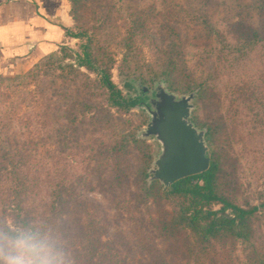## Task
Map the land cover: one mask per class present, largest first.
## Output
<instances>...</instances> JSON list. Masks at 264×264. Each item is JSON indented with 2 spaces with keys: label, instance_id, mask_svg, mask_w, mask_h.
I'll list each match as a JSON object with an SVG mask.
<instances>
[{
  "label": "rangeland",
  "instance_id": "1",
  "mask_svg": "<svg viewBox=\"0 0 264 264\" xmlns=\"http://www.w3.org/2000/svg\"><path fill=\"white\" fill-rule=\"evenodd\" d=\"M67 3L72 20L67 41L53 54L36 59L27 70L0 76V114H5L0 127L4 123L10 125L9 130H5L6 126L0 128V158L13 146V138L30 140L35 145L23 155H32L35 166L23 170L28 174L26 180L36 175L42 180L37 198L18 193L14 199L7 197L0 204V231L4 223L16 228L15 222L22 217L39 218L38 225L47 226L43 218L52 216L49 214L52 207L44 210L36 202L49 200L50 188L65 182L63 177L75 181L78 176H86L93 187L77 185L76 189L79 198L87 201L89 211L94 209L102 216L104 210L112 220L110 224L115 220L126 233L143 227L151 232L152 255L142 251L135 258L140 260L131 264H264V0H77L75 5L73 0H67ZM140 23L146 35L141 61L152 68L139 64L140 69L133 74L122 63L125 53L122 38L128 31H140ZM173 25L183 40L174 49L179 50L178 63L186 71L176 72L171 75L173 81L165 82L178 94L197 91L192 120L207 129L206 143L217 166L220 195L245 209L258 207L249 226L240 228L243 237L231 234L224 240L215 239L212 242L215 249L204 252L205 260L195 263L181 259L177 245L171 250L166 245L163 254L157 252L161 248V234L169 232L156 229L157 224L167 220L185 225L177 217L181 205L184 206L181 199L161 198L157 190L156 193L145 190L146 183L152 182L148 171L153 167L157 144L152 139H143L141 144H130L127 151L123 150L126 139L138 137L147 124L148 116L142 110L145 104L138 103L125 111L109 103L104 94L99 95L96 74L78 65L82 46L88 43V37L95 35L94 43L100 41L98 46L110 47L111 79L116 88L125 99L134 97L138 90L131 81L152 88L155 81L163 79L156 75L161 70L156 65L159 56L148 42L151 43L149 37H154L158 46L171 51L172 46L167 44H177L171 37ZM135 59H130L131 69ZM201 81L206 82L205 88L198 93L196 83ZM245 81L253 82L256 90ZM96 110L102 112V123H95ZM73 115L77 123L71 125L66 119ZM115 141L123 146L120 152L123 175L131 176L124 190L114 189L111 171L99 165L108 162L105 148ZM69 162L72 167L67 166ZM97 167L98 172H94ZM139 169L143 174L147 172L146 179L143 174L139 179ZM139 180L143 189L138 190L134 182ZM221 207L218 202L212 205L214 210ZM113 231L112 227L104 228V239ZM184 233L192 235L187 228ZM221 247L226 249L223 256L216 250ZM19 254L8 238L0 239V264H8L10 258ZM215 254L218 256L214 259Z\"/></svg>",
  "mask_w": 264,
  "mask_h": 264
},
{
  "label": "trees",
  "instance_id": "2",
  "mask_svg": "<svg viewBox=\"0 0 264 264\" xmlns=\"http://www.w3.org/2000/svg\"><path fill=\"white\" fill-rule=\"evenodd\" d=\"M76 1L77 0H73L74 5ZM140 26L142 27L140 31H128L126 36L122 38L124 42L122 47L125 50L122 63L128 68L127 70L133 74L140 69L139 64L152 68L151 64L141 61L144 55L142 43H144L146 35L144 36L143 34V30H145L143 28V23H140ZM170 30L173 33L171 37L177 42V44H167L168 46H172L171 51L166 49V46H158L156 44V38L154 37H149L151 43L148 42V45H151L152 49H154L159 56L156 60V65H158L161 70H159L157 72L159 74L156 75H158L159 78H163L168 83L173 81L171 75L173 77V75L178 74L176 72L181 73L186 71L185 68L183 69L180 67L178 63V58L181 57L179 50L174 49L176 46L180 45V42L183 40H181L178 28L173 25ZM68 35L71 36L69 31ZM81 36H84V34H81ZM94 37L95 35L88 37V43L82 46L83 54L79 57L78 65L96 74L97 81L95 83L98 85L100 91L99 95L104 94L106 101L109 103L118 108H123L125 111H130L132 107L139 103V100L134 97L128 99L122 97L121 91L116 88L111 79L112 56L109 49L110 47H105L103 45L98 46L100 41L94 43ZM53 53L54 52H51L46 56ZM109 56H111V58ZM133 57H136L137 60ZM131 58L136 61L133 64V69H131L130 65ZM154 73H156V70H154ZM245 82L249 83V86L254 89L253 85H251L253 82ZM205 83V81L196 83L198 84V93L199 90L205 88ZM126 84L128 87H132L130 82H126ZM169 86L171 85L169 84ZM250 95H252V93H250L249 96ZM262 97L264 98V95H262ZM93 113H95V123H102V112L96 110ZM4 116L5 114H0V121L5 119ZM55 117H57V115H55ZM66 120L71 125L77 123L76 115ZM91 123L94 124L93 122ZM105 123H108L107 119ZM4 124H2L0 128L3 129V127L6 126ZM9 129L10 125L6 126L5 130ZM207 134L208 132L206 136ZM126 140L127 145H125L123 149L125 151H127L126 148L130 146V144H141L145 141L142 138L136 137V135L128 137ZM12 141L11 143L13 146L6 152L7 155H3V157L0 158V187L2 185L3 189L7 192V194H5L1 188L0 204L6 202L7 197H12V199H14V195H18V193L24 195L32 194L34 196L33 198H37L40 194L38 189L40 185L42 186V180L38 175L28 181L26 180L28 174L23 170L28 169L29 166H35L32 155H23V152H31V146L33 147L35 143H32L30 140L24 141L18 138H13ZM122 147V144L116 143V141L113 142V144H109L104 152V155H106L105 161L108 162L99 163L101 167L103 166V168H107L111 171L113 175L112 180L114 181L111 185L114 189L119 190H124V188L128 187L131 177L126 176L127 174L125 176L123 175L124 171L120 164V152L123 151H121ZM19 154H21L22 157L19 156ZM207 155L209 157V167L206 171L181 178L167 188H163V185L157 180L152 181L150 185L146 180V191L156 193L157 190L161 198H179L181 199V204L184 205L178 204L181 205V211L180 214L177 213V217L180 216L182 221H185L183 227L181 222L176 225V222L169 223L166 220V222H161L160 225L157 224L156 229L169 231L161 234V248L159 247L157 252L161 251V254H163L166 245L169 246L170 250L173 246L177 245L176 249L180 252L181 259L185 260L186 263L191 260H194V263L205 260V254L203 253L209 252L211 249L214 250L215 248H213L214 245H212V242L219 237H222L223 240L226 236L231 237V234L237 238L243 237V231H241L240 228L246 227L247 224L249 226L251 217L258 210L257 206L245 209L233 204L227 198L220 195L216 185L217 166L209 156V148ZM79 159L82 160V158ZM67 166L72 167V164L69 162ZM96 169H98V167L93 170ZM33 171L36 172L38 170ZM94 172H98V170ZM142 174L143 170L139 169V179ZM99 176L100 175H98V177ZM147 176L148 174L145 171L143 178L146 179ZM63 179L65 182H62L60 186L56 185L50 188L49 200L45 202L43 200H38L36 202V204H42L41 206H44V210L47 206L52 207L49 213L52 216L50 218H43L47 226L38 225L40 221L39 218L22 217L15 222L16 228L14 229L4 223L3 225L5 227L0 231V239L8 238L9 242L12 244L14 243L16 246L18 240L29 238L33 243L40 246L41 254L49 253L57 257H62L64 264H131L140 260L135 258H139L142 251H145L148 256L152 255V248H150L149 245L152 237L148 228L143 227L140 230L134 229L129 233L122 231L121 228L114 223L115 220L110 224L112 220L109 219L104 210L101 211L103 215L98 216L93 208L92 211H89L90 208H88L86 200L79 198L80 196L76 186L78 185L79 188L91 186V182L87 180L86 176H78L75 181L67 177H63ZM139 184L140 180L134 182V186L138 185V190L139 188L143 189V186ZM2 194L4 195L2 196ZM143 201L146 203V198ZM47 202L50 204H46ZM215 202L222 204L219 210L212 209V205H214ZM96 205L97 204H91L89 206L95 207ZM82 215L86 217L84 220H82ZM106 227H112L114 231L110 237L104 239L103 233ZM184 228L192 231V235H186L184 233ZM227 232L229 234H226ZM157 237L160 239V236L157 235ZM153 248L155 254V247ZM69 250L75 251L74 253L66 252ZM183 250H185V252H183ZM216 250H218L220 256H223L222 252L226 251L225 247ZM170 254L172 255L171 251ZM218 254L213 255L214 259L217 258ZM171 259L174 258L172 257ZM220 264H228V262H220Z\"/></svg>",
  "mask_w": 264,
  "mask_h": 264
},
{
  "label": "water",
  "instance_id": "3",
  "mask_svg": "<svg viewBox=\"0 0 264 264\" xmlns=\"http://www.w3.org/2000/svg\"><path fill=\"white\" fill-rule=\"evenodd\" d=\"M139 92L147 96L143 106L148 121L137 136L152 139L157 144L149 181L157 180L164 188L177 180L200 174L209 167L206 128L192 120L197 91L178 94L171 91L164 79L155 81L152 88L131 81ZM136 96V95H135Z\"/></svg>",
  "mask_w": 264,
  "mask_h": 264
},
{
  "label": "crops",
  "instance_id": "4",
  "mask_svg": "<svg viewBox=\"0 0 264 264\" xmlns=\"http://www.w3.org/2000/svg\"><path fill=\"white\" fill-rule=\"evenodd\" d=\"M71 26L67 0H0V76L56 52Z\"/></svg>",
  "mask_w": 264,
  "mask_h": 264
},
{
  "label": "clouds",
  "instance_id": "5",
  "mask_svg": "<svg viewBox=\"0 0 264 264\" xmlns=\"http://www.w3.org/2000/svg\"><path fill=\"white\" fill-rule=\"evenodd\" d=\"M19 255L8 260V264H64L62 257L49 253L41 254L40 246L33 243L29 238L17 241Z\"/></svg>",
  "mask_w": 264,
  "mask_h": 264
},
{
  "label": "flooded vegetation",
  "instance_id": "6",
  "mask_svg": "<svg viewBox=\"0 0 264 264\" xmlns=\"http://www.w3.org/2000/svg\"><path fill=\"white\" fill-rule=\"evenodd\" d=\"M135 99H138L139 100V103L141 104H147V96H145V93L143 92H139L136 96H134ZM145 102V103H144Z\"/></svg>",
  "mask_w": 264,
  "mask_h": 264
}]
</instances>
